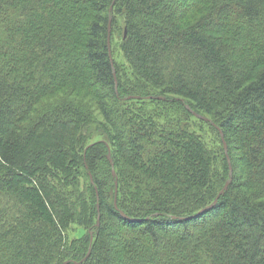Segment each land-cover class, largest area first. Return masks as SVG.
<instances>
[{
    "label": "trees",
    "instance_id": "trees-1",
    "mask_svg": "<svg viewBox=\"0 0 264 264\" xmlns=\"http://www.w3.org/2000/svg\"><path fill=\"white\" fill-rule=\"evenodd\" d=\"M65 263L264 264V0H0V264Z\"/></svg>",
    "mask_w": 264,
    "mask_h": 264
},
{
    "label": "rangeland",
    "instance_id": "rangeland-1",
    "mask_svg": "<svg viewBox=\"0 0 264 264\" xmlns=\"http://www.w3.org/2000/svg\"><path fill=\"white\" fill-rule=\"evenodd\" d=\"M117 40H114V48L116 50V59L119 63H122V64H126V60H125V56L123 54V52L118 49L117 47ZM121 41V40H120ZM63 96H68L69 98H78L79 100H82L84 101L87 105V108H89V110H91V115H94L95 117L97 116L98 117V107H97V103H93L92 100H90L89 96L88 95H85L84 94H80L78 92H74L73 89L71 88V86H66L65 88L59 90V92L49 98H47L45 101V103H47V100L49 101H53V100H56V99H59V98H62ZM93 116V117H94ZM203 132H200V134L202 135V137L204 138L203 140L206 139V137L208 136L209 137V134H208V131L206 128H204L203 130H201ZM199 132V131H198ZM235 141V140H234ZM234 144H232V149L234 150L233 151V155L234 157L237 156V160H236V165H239V166H243L242 162H240V155L242 154L241 151H238L237 148L238 146H236V144L238 145V142H233ZM238 172V171H236ZM121 232H126L125 230H122Z\"/></svg>",
    "mask_w": 264,
    "mask_h": 264
},
{
    "label": "water",
    "instance_id": "water-1",
    "mask_svg": "<svg viewBox=\"0 0 264 264\" xmlns=\"http://www.w3.org/2000/svg\"><path fill=\"white\" fill-rule=\"evenodd\" d=\"M113 11V8H111L110 12L112 13ZM111 25H112V16L110 17L109 19V25H108V47H109V50H110V56H111ZM132 98H135V99H140L139 97H132ZM148 99H151V98H148ZM158 99H162V98H158ZM188 108V107H187ZM189 109V108H188ZM190 110V109H189ZM191 111V110H190ZM191 113L199 118V119H202L203 121H206L207 123H210L213 127H215L219 133H220V136H221V140H222V143H223V147H224V151H225V154H226V157L229 161V167H230V173H229V180L226 182L223 190L219 193V195L217 196L216 200L214 201V203L210 206H208L207 208L203 209L202 211H200L197 215H194L192 217H189V218H185L184 220H191V219H194V218H197L198 216L210 211L213 207H215L219 201V199L225 195V193L227 192L228 190V187L229 185L231 184V181H232V177H233V170H232V167H231V163H230V160H229V156H228V147H227V143L224 139V135L223 133L219 130V128H217L211 121H209L208 119H206L205 117H202L198 114H196L195 112H192ZM108 160L111 162V157L110 155H108ZM112 163V162H111ZM113 166V165H112ZM112 175L113 177L115 178V197H117V192H118V180H117V176H116V173L115 171L113 170L112 171ZM91 181L92 178H91ZM115 207H116V200H115ZM175 219V218H174ZM183 220V219H182ZM97 226H99V221H98V224ZM65 264H68V263H65Z\"/></svg>",
    "mask_w": 264,
    "mask_h": 264
}]
</instances>
